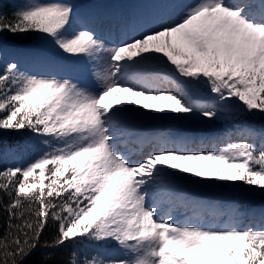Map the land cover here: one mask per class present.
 I'll list each match as a JSON object with an SVG mask.
<instances>
[{"label": "snow or ice", "instance_id": "snow-or-ice-1", "mask_svg": "<svg viewBox=\"0 0 264 264\" xmlns=\"http://www.w3.org/2000/svg\"><path fill=\"white\" fill-rule=\"evenodd\" d=\"M154 4L106 44L74 0H0V264H264V213L187 190L264 195V0ZM197 117L240 119L238 139L120 147Z\"/></svg>", "mask_w": 264, "mask_h": 264}, {"label": "rangeland", "instance_id": "rangeland-1", "mask_svg": "<svg viewBox=\"0 0 264 264\" xmlns=\"http://www.w3.org/2000/svg\"><path fill=\"white\" fill-rule=\"evenodd\" d=\"M101 1V5L104 8L111 9L114 13V10L117 6H121V4L126 3L125 0H99ZM21 0H3L4 5H9L10 8L13 7L14 4L20 3ZM80 8H78V12L88 16L92 21V26L95 28L97 34L103 39L106 44L115 42L120 36V30L123 26L124 22L131 17H144L149 15L154 9L156 5L154 4L155 0H138L134 5L130 7L129 11H123L122 9L117 12V16L114 19V22L109 27L108 18L99 19L96 14L93 15L97 9V0H74ZM96 9V10H95ZM109 12V14L111 13ZM112 15V14H110ZM118 17L121 20V23L118 28H115V24L117 23ZM117 30V32H115ZM194 120H198L200 124L196 125H187L186 121H178V120H141L137 122V126H141L144 129H149L153 135L146 131L142 137L149 138V141H154L161 134L171 138V139H182L186 141V146L191 149H206L211 150L212 148H221L227 145L228 142L232 140L238 139L237 126L241 124V120L237 119L235 121H217L211 122L207 121L203 118L197 117ZM140 122V123H139ZM186 122V123H185ZM255 126L264 125V120L257 119L250 121ZM207 124V125H206ZM206 125V126H205ZM138 129L141 130L139 127ZM217 129H221L220 131H216ZM235 131V132H233ZM231 132V133H230ZM233 132V133H232ZM27 133V132H26ZM142 133V132H141ZM212 134V135H211ZM215 137H214V135ZM218 135H223L225 137L224 141L218 139ZM30 137V138H29ZM5 138V137H4ZM28 138L30 140L33 139L32 134L29 133ZM214 139L213 141H209V143L216 142L217 145H207V142L204 139ZM126 140H133L130 138H125ZM198 139L196 142L195 140ZM158 140V139H157ZM27 141V140H26ZM25 142V141H24ZM128 143V142H126ZM198 144V146H196ZM203 144V146H201ZM214 144V143H212ZM121 149L131 150L132 154L135 156L140 150L136 149L133 145H128L124 142L120 145ZM152 149V148H151ZM151 149H147L145 151H149ZM29 159V155H25L22 160L12 161L9 160V164H20L23 163L24 160ZM189 194L198 199H205L210 203H216L220 208L227 209L232 202H235V205L238 207L239 212L241 213L239 219L241 223L248 224L250 222L259 221L261 217V213H264V195L259 193L252 194L247 191L241 193H229L226 190L215 189V190H206V189H196L194 186H190L188 189ZM184 210H180V215L183 216ZM191 215V213H187ZM219 220H227V216H221L218 218ZM86 246H81L80 248H76L75 251L83 252Z\"/></svg>", "mask_w": 264, "mask_h": 264}, {"label": "trees", "instance_id": "trees-1", "mask_svg": "<svg viewBox=\"0 0 264 264\" xmlns=\"http://www.w3.org/2000/svg\"><path fill=\"white\" fill-rule=\"evenodd\" d=\"M12 8H10V4L5 6V10H11ZM29 133H24V135H12V136H5L4 141L7 144H13V143H23L26 140H30L28 138ZM76 249L73 248H68L66 249L64 252H62L61 254H59V256L57 257L60 260L63 261H69L71 258V253L73 251H75Z\"/></svg>", "mask_w": 264, "mask_h": 264}, {"label": "bare ground", "instance_id": "bare-ground-1", "mask_svg": "<svg viewBox=\"0 0 264 264\" xmlns=\"http://www.w3.org/2000/svg\"><path fill=\"white\" fill-rule=\"evenodd\" d=\"M140 121H141V120H140ZM186 122L188 123L187 125H189V126H190V125L200 124V122H199L198 120H194V119L191 120V121H186ZM186 122H185V123H186ZM139 123H140V122H139ZM206 125H207V124H206ZM206 125H205V126H206ZM220 130H221V129H217L216 131L218 132V131H220ZM143 135H144V134H143ZM136 139L138 140V138H136Z\"/></svg>", "mask_w": 264, "mask_h": 264}]
</instances>
